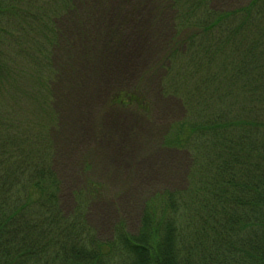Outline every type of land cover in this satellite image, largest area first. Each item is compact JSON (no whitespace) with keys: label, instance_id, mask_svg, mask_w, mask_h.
<instances>
[{"label":"trees","instance_id":"obj_1","mask_svg":"<svg viewBox=\"0 0 264 264\" xmlns=\"http://www.w3.org/2000/svg\"><path fill=\"white\" fill-rule=\"evenodd\" d=\"M0 264H264V0H0Z\"/></svg>","mask_w":264,"mask_h":264},{"label":"rangeland","instance_id":"obj_2","mask_svg":"<svg viewBox=\"0 0 264 264\" xmlns=\"http://www.w3.org/2000/svg\"><path fill=\"white\" fill-rule=\"evenodd\" d=\"M150 15H153L152 8H148V10H141L138 17H136L135 14L132 20L129 21L126 25V34H124L126 38L121 42L124 44L119 45V47L112 50L111 52L109 51V53L107 54L100 55V58L97 59L98 70L100 69L101 77L99 78V80L104 81L107 77H115L116 75H120L122 78H125L127 80H132L135 72L132 67L135 64H137V66H139L140 68H143L145 66L147 67L150 64L151 58L155 56L157 51L160 50V47L163 45L162 42L163 40L165 41L167 32L166 23L152 22V17ZM138 72L139 69H137L136 74ZM83 74L86 75V73L83 72L80 76H82ZM83 78L84 76L81 77V79ZM104 93L105 90L102 91L101 96H103ZM164 104L165 103H163V105ZM174 104L175 103L173 102H168L167 106L173 107ZM93 106H97L96 108H99V101L93 103L92 108H94ZM175 106L177 107V105ZM85 110H89L88 104L85 105ZM169 116V114L166 115V117ZM158 119L161 120L159 122H163L165 121V116H163V118L159 117ZM107 128L111 131L112 134H115L113 144L116 145L120 142L117 138L119 136L122 137L121 142L125 141V138L127 137L130 129L133 128V124L132 120L127 117L126 119L125 117H121L118 119L116 116H112L110 121L108 122ZM146 128L148 127L146 126ZM130 138H132V136ZM182 157L183 156L181 153L174 151H170V155L168 156V158L171 159L172 162H179V164L176 163L177 171H180L179 174H181L182 170L185 168L184 160ZM66 175L69 174L66 173ZM175 180L180 181L183 179H180L179 175V178L175 177ZM77 181L78 177L76 176V183Z\"/></svg>","mask_w":264,"mask_h":264}]
</instances>
